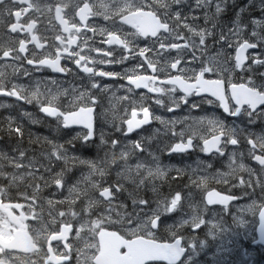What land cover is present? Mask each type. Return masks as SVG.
I'll list each match as a JSON object with an SVG mask.
<instances>
[{
	"label": "snow or ice",
	"instance_id": "obj_1",
	"mask_svg": "<svg viewBox=\"0 0 264 264\" xmlns=\"http://www.w3.org/2000/svg\"><path fill=\"white\" fill-rule=\"evenodd\" d=\"M229 8L235 12L231 22L226 24L221 18ZM160 9L163 10L165 22L171 20L167 30L162 32V38L142 37L143 43L136 46V52L126 49L114 61L109 56L107 61L93 60L90 62L93 66H87L74 60L72 65L76 72L72 74L79 73V78L86 81V84L80 86L81 90L69 101L67 108H56L50 102H36L40 112L56 120L57 134L69 130L62 139L36 136L29 141L30 144L47 142L50 146V151L44 154L49 161V167L45 171L54 177L51 185L53 193L66 192L68 189L78 190L77 185L90 183L96 189L98 201L105 205L103 212L93 215L86 206L82 213L85 217L91 216V219L87 221V228L78 224L76 233L82 228L91 233L96 243L92 245L86 242L85 249L95 247V252H78L76 264H82L81 258L83 264H97L100 229L96 225L105 220L115 223L112 213L122 220L126 218V225L121 231L125 233L124 239L127 242L121 245L116 264H154L161 260L174 259L185 251L184 237L180 229L188 227L201 230L208 227L212 232L221 229L222 217L225 213L231 214L229 205L237 199L248 197L251 202L233 206L237 213L236 223H245V213L264 219V132L253 131L258 122L264 121V71L261 70L264 69V0H247L242 7L237 4V0H161ZM253 12L258 15H253ZM164 40L168 42L164 43ZM213 48L216 50L215 55H206ZM250 49L262 51L248 54ZM157 52L161 56L169 54V62L166 70L162 69L161 76L153 71L155 65L149 63V55ZM105 54L97 52L96 56ZM129 60L136 63L121 72L104 71L95 67L96 63L123 65ZM33 67L38 71L44 70L35 63ZM47 68L64 76L71 71L63 64L49 65ZM141 69H147L150 75L157 76L158 82L166 83V92L170 93L167 104L162 99L165 89L153 90L136 82L138 75H148L142 74ZM236 70L240 71V78L233 82L232 74ZM208 74L216 78H206ZM175 76H180L183 82L173 83ZM98 78L119 79L126 83L114 86ZM42 79L49 84L58 82L57 78ZM33 86L39 89L42 86L41 78H35ZM71 87L76 92V85ZM142 88L155 95L141 93L139 99H135L136 90ZM121 90L128 95L116 97V93ZM9 91H0V96L22 100L28 104L33 102L37 94L33 91L32 99L23 100L19 95L10 96ZM67 91L64 90L65 94ZM109 92L111 97L106 95ZM112 98L127 101L131 106L130 118L113 116L114 121L119 120L114 125L115 132L128 137L156 121L163 126V135L170 137L162 147H158L157 152L171 156L198 148L202 153H213L215 157L226 158L227 172L217 170L215 176L200 175L197 179L190 177V185L205 187L209 179L218 177V183L243 189L242 195L237 197L210 191L199 207L192 204L191 192L186 196H182L181 191L170 192L168 196L158 195L157 181L183 179L186 173L181 168L163 165L157 152L146 147V144H150L161 134L160 129H155L151 136H141L138 140L113 138V134L105 131L102 126L106 117L105 101L110 102ZM149 99L157 106L166 108L168 112H175L184 106L191 112L209 105L220 110L222 115L208 113L198 117L189 115L167 119L151 111V105L147 104ZM81 100L84 102L80 103ZM9 107L11 105L0 101V108ZM32 115L22 113L31 123L38 124L39 121L32 119ZM125 115H128L127 110ZM139 116L142 118H138ZM177 125H182L179 131ZM2 126H6L9 133L16 134L15 140L23 139V126L17 122V118L12 115L0 117V127ZM77 128L80 130L77 131ZM201 129H207L208 135L201 132ZM13 139L11 134L0 135V154L12 153L14 159L23 161L25 151L18 150V146L12 143ZM194 139L198 140L195 145ZM89 146L95 149L104 147L108 151L104 152L103 157L95 154V158L78 154L86 153ZM230 146H233L231 151ZM242 146H246V151L240 150ZM145 153L147 157L144 156ZM245 158L254 161L258 167L246 165ZM78 165L83 167L80 168V178L76 179L73 170ZM21 166L22 164L15 163L9 165L10 168ZM212 167L211 162L198 161L192 172L195 174L200 169L207 173ZM172 171L176 172V176L169 175ZM242 173H246L247 178ZM229 178L234 182L230 183ZM141 190H150L153 198L139 196ZM128 201L131 203V211H128ZM211 205L223 207L216 210L209 208ZM170 214H178L176 216L179 219L171 217ZM169 218L175 220L172 225L167 223ZM165 231L170 236L167 241H162L158 233L162 235Z\"/></svg>",
	"mask_w": 264,
	"mask_h": 264
},
{
	"label": "flooded vegetation",
	"instance_id": "obj_2",
	"mask_svg": "<svg viewBox=\"0 0 264 264\" xmlns=\"http://www.w3.org/2000/svg\"><path fill=\"white\" fill-rule=\"evenodd\" d=\"M135 14H138L136 18L133 17ZM168 24H171V20L165 22L163 11L156 5L155 0H2L0 1V89H9L11 93L17 92L23 100L32 99L33 91L37 93L31 104L12 98L2 101L11 105L9 108L16 109L21 116L24 112L32 113V119L39 121L38 124H33L29 118L23 116V125L31 123V128H24L26 131L34 129L36 132L56 135V120L40 112L36 102L39 101L42 104L50 102L51 106L56 108H67L69 101L81 90L80 86L86 84V81L79 78V73L72 74L76 72L72 65L74 60H79L87 66H93L90 63L93 60L107 61L109 56L114 61L126 49H131L132 53L136 52V46L143 43L142 37L162 38V32L167 30ZM167 42L164 40V43ZM108 45L111 47H107ZM260 51L262 50L252 49L248 54ZM97 52L106 54L96 56ZM56 61H59L58 65L63 64L66 69H71L67 76L48 70L47 66L55 65L53 63ZM168 62V53L163 56L158 52L149 55V63L155 65L153 71L157 76L163 75L162 69L166 70ZM33 63L44 70L38 71L36 67H33ZM134 63L136 61L132 60L123 65L96 63L95 67L104 71L121 72ZM261 70L264 71V69ZM140 71L142 74H148L138 75L137 79H144L140 85L153 90L165 89L162 99L167 104L170 93L166 92V83L158 82L157 76L150 75L147 69ZM26 73H32V75H26ZM234 76L233 82L239 81L240 71L236 70ZM43 77L57 78L58 82L49 84L42 79ZM35 78H41L42 86L39 89L33 86ZM206 78L214 77L208 74ZM98 79L114 86L126 83L119 79ZM173 80L180 81L181 77L175 76ZM72 85H76V92L73 91ZM65 89L68 90L67 94L64 92ZM120 93L127 94L121 90L116 93V96L118 97ZM141 93L148 96L155 95L147 93V90L142 88L136 90L134 98L138 100ZM83 102V100L80 101V103ZM147 104L151 105V111L155 115L167 119L183 118L184 115L194 117L201 113V109L190 112L187 106L175 112H168L166 108L157 106L151 99L147 101ZM202 108H207L208 113L216 112L217 115H222L220 110L212 106L204 105ZM128 110L131 111L130 105ZM153 123L159 124L156 121ZM42 124L47 126L43 127ZM102 126L106 132L115 131L106 122L102 123ZM177 126L182 127V125ZM151 130H155V127ZM68 131L63 130L59 133V138ZM253 131L264 132V121L258 122ZM45 143L48 145L47 142ZM232 147H229V151ZM240 150L246 151V146H242ZM244 163L258 167L254 161L247 158ZM242 175L247 178L246 173ZM237 192L232 191L230 194L238 196ZM70 193L72 192L38 191L37 199L22 200L18 202L19 204L6 194L0 196V213L6 222L9 221L6 228L0 232V236L5 242L13 240L15 236L17 241H20L14 244L13 248L0 245V264H65L66 261L68 264H76L78 252L83 250L89 254L95 252V247L85 249L86 242L92 245L96 243L95 237L84 231V228L88 227L87 221L91 216L85 217L82 211L76 208L70 209L63 204L67 202L66 196ZM81 202L85 204V209L90 200L84 199ZM233 206L229 205V208L232 209ZM255 221H258V216ZM78 224L84 225V228L76 233ZM125 225L126 222L102 224L98 222L96 227L100 229L99 232L102 229L117 230L124 237L125 233L120 228ZM64 227H70L67 238L57 239L56 236L62 233ZM19 231H22V234L18 233ZM242 242L243 246L236 243L233 245L234 253L237 255L245 253L246 247L249 246L245 240L242 239ZM99 247L100 253L103 251V256L97 264H116L117 257L113 255V245L108 244L103 248L99 239ZM259 251L262 250L259 249ZM249 254L254 255L253 250L250 249ZM81 260L83 264V258ZM191 262L194 264L195 259Z\"/></svg>",
	"mask_w": 264,
	"mask_h": 264
},
{
	"label": "trees",
	"instance_id": "obj_3",
	"mask_svg": "<svg viewBox=\"0 0 264 264\" xmlns=\"http://www.w3.org/2000/svg\"><path fill=\"white\" fill-rule=\"evenodd\" d=\"M240 1V2H239ZM247 0H237V4L242 7ZM191 2V0H190ZM235 10L229 8L228 12L221 18L224 23H230L231 19L234 17ZM253 15H258V13L253 12ZM202 23V21H201ZM12 115L14 118H17V122L22 124L23 126V139L15 140V133H9V129L6 126L0 127V135L11 134L13 136L12 143L18 146V150H24L25 156L23 161L18 159H14V155L9 153L8 155L0 154V186L6 187L11 194H13L14 200H18V196H22L25 192L36 193L37 191H53L51 185L53 183L54 177L49 174L48 171H45L49 167V161L46 157V153L50 151V146L46 145L45 142L41 143H32L30 144V140H34L36 136H47L50 139H62L59 138V134H50L48 132L35 131L31 129L26 131L24 127L31 128L30 123L24 124V118L21 114L16 112V109L13 113H6L5 115L0 114V117ZM6 123V122H5ZM43 127L47 126V124H42ZM42 128V127H41ZM3 130V131H2ZM3 132V133H2ZM117 135H115V138ZM157 137H160L159 135ZM140 139V136L136 137V140ZM162 143H154V144H146V147L149 148L152 152H157L158 147H162V144L166 141L162 140ZM105 151H108L106 148L101 147L99 149H95L92 146H89L88 151L86 153H78L82 156H88L89 158H95V154L97 156L103 157ZM161 162L163 165H167L171 168H181L184 170L186 175H184L183 179L177 178V180H166V181H157L156 183L159 186L158 195L168 196L170 192L181 191L182 196H186L188 192H191L192 198L191 202L194 206L199 207L202 206V202L204 201L205 194L208 190L212 188H217L221 191H226L227 184H220L217 182V179H209L207 185L205 187H196L195 185H190V177L192 179H197L200 175H208L215 176L217 172V168L222 164L213 165L212 169L207 173H203L202 170L197 169L196 173L192 172L193 168H196L198 161H208V158H197V160L192 158H187L186 156H172L168 157L167 153H159ZM109 156H111V152H109ZM147 157V154H144ZM22 164L21 167L10 168V164ZM83 166H77L73 172L76 179L80 178V168ZM39 169V171H38ZM222 171V170H219ZM87 169L85 168V173ZM170 176H176V172L172 171L169 173ZM96 179V177H94ZM75 182V180L73 181ZM185 185H189V187H185ZM78 190L76 191V196L71 199L76 200L77 204H80L81 199H88L90 202L88 203V208L95 211L97 206L96 202V194L92 191H96L94 187L91 186L90 183H81L77 185ZM34 194H29L33 196ZM39 195V194H36ZM139 196L144 198H153V194L150 190H141ZM126 199V198H125ZM129 203L128 211H131V203ZM102 210V209H101ZM191 211V209H187ZM122 211V210H121ZM185 227L184 229H186ZM183 232V229H180ZM200 235L198 236V240H202L205 238V234H203V229L198 231ZM165 235H170L168 232H164ZM164 238V237H162Z\"/></svg>",
	"mask_w": 264,
	"mask_h": 264
},
{
	"label": "rangeland",
	"instance_id": "obj_4",
	"mask_svg": "<svg viewBox=\"0 0 264 264\" xmlns=\"http://www.w3.org/2000/svg\"><path fill=\"white\" fill-rule=\"evenodd\" d=\"M1 193V191H0ZM251 199L244 200L240 205H244L246 203H250ZM231 214L225 213L223 225L221 229H217L215 231V240L213 242H207L203 247V251L205 256L210 258V262L207 264H220L223 263V255L228 259L227 252L234 253L233 245L236 243L237 245L243 246L242 239L247 241L250 239L253 234V225H254V216L251 213L243 214V218L245 219L244 224H238L235 222V217L237 213L234 210V207L231 209ZM2 219L0 215V232L6 228L7 222ZM208 231L211 233L210 229ZM192 250L196 253V259L194 264H199V258L202 256L198 255L197 247L192 242L191 243ZM249 248V247H248ZM251 249V248H249ZM248 253V252H246ZM216 260V262H215ZM234 262L235 258H231Z\"/></svg>",
	"mask_w": 264,
	"mask_h": 264
},
{
	"label": "water",
	"instance_id": "obj_5",
	"mask_svg": "<svg viewBox=\"0 0 264 264\" xmlns=\"http://www.w3.org/2000/svg\"><path fill=\"white\" fill-rule=\"evenodd\" d=\"M258 233H259V236H260V241L263 242V244H264V219H261V224H260V226H259V228H258ZM110 236H112V235H110ZM106 237H107V236H103V237H101V243H102V245H104V246H106V242H107ZM0 242H1V240H0ZM149 243H150V242H149ZM183 254H184V251L181 252L180 255L177 256V257H175L174 259H170V260H161V261H165V262H167V263H169V264H176L177 262L180 261V259L182 258Z\"/></svg>",
	"mask_w": 264,
	"mask_h": 264
},
{
	"label": "bare ground",
	"instance_id": "obj_6",
	"mask_svg": "<svg viewBox=\"0 0 264 264\" xmlns=\"http://www.w3.org/2000/svg\"><path fill=\"white\" fill-rule=\"evenodd\" d=\"M161 1V0H160ZM240 2V1H239ZM246 3H247V1H246ZM245 4V3H244ZM31 124V123H30ZM155 127H156V129H160V131H161V134L159 135L162 139H167V138H170V137H168V136H165V135H163V131H164V129H163V126H161V125H159V124H157V123H155ZM24 128H26V127H24ZM29 129V128H28ZM3 131V130H2ZM43 131V130H42ZM3 133V132H2ZM206 230L204 229L203 230V232L202 233H204Z\"/></svg>",
	"mask_w": 264,
	"mask_h": 264
}]
</instances>
